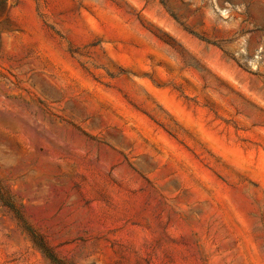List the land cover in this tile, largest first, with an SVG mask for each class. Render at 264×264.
<instances>
[{"label": "rangeland", "instance_id": "rangeland-1", "mask_svg": "<svg viewBox=\"0 0 264 264\" xmlns=\"http://www.w3.org/2000/svg\"><path fill=\"white\" fill-rule=\"evenodd\" d=\"M0 264H264V0H0Z\"/></svg>", "mask_w": 264, "mask_h": 264}, {"label": "trees", "instance_id": "trees-1", "mask_svg": "<svg viewBox=\"0 0 264 264\" xmlns=\"http://www.w3.org/2000/svg\"><path fill=\"white\" fill-rule=\"evenodd\" d=\"M40 248L45 254H47L48 257L53 258L52 255H50L48 249L44 245H42V243H40Z\"/></svg>", "mask_w": 264, "mask_h": 264}, {"label": "bare ground", "instance_id": "bare-ground-1", "mask_svg": "<svg viewBox=\"0 0 264 264\" xmlns=\"http://www.w3.org/2000/svg\"><path fill=\"white\" fill-rule=\"evenodd\" d=\"M232 202V201H231ZM240 207V206H239ZM243 212V211H242ZM241 217L243 218V216L241 215Z\"/></svg>", "mask_w": 264, "mask_h": 264}]
</instances>
